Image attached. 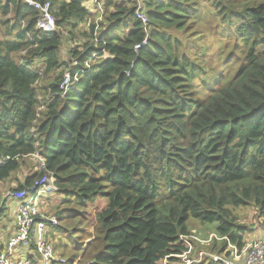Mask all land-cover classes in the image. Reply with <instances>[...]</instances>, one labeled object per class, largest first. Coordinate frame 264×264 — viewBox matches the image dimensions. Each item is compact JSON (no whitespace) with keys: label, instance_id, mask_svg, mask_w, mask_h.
I'll return each instance as SVG.
<instances>
[{"label":"trees","instance_id":"16d2710c","mask_svg":"<svg viewBox=\"0 0 264 264\" xmlns=\"http://www.w3.org/2000/svg\"><path fill=\"white\" fill-rule=\"evenodd\" d=\"M34 1L50 3L53 32L0 0V184L35 157L13 190L53 176L65 264H162L186 251L189 220L239 250L264 242V0H139L145 25L138 0H106L100 16ZM67 70L78 82L64 93ZM2 203L0 252L16 212ZM212 242L194 246L223 253Z\"/></svg>","mask_w":264,"mask_h":264},{"label":"built area","instance_id":"2783aa9c","mask_svg":"<svg viewBox=\"0 0 264 264\" xmlns=\"http://www.w3.org/2000/svg\"><path fill=\"white\" fill-rule=\"evenodd\" d=\"M28 7L38 12L39 18L36 30L41 33H51L55 30V20L50 12L49 2H36L23 0ZM81 1V0H80ZM99 1V0H98ZM96 4V0L93 1ZM91 12L89 9H87ZM136 17L145 25L147 19L142 13V7L137 1ZM145 42L141 46H144ZM140 46H135V50ZM76 62L71 63V68L76 67ZM69 66V67H70ZM78 82V75L67 70L63 74L60 89L64 93L73 88ZM57 193L52 175H45L36 179L26 189L7 192L6 199L15 204V230L11 238L0 252V264H65V260L55 256V250L50 240V232L58 227V221L54 215H41L39 205L42 198ZM213 240L226 241L227 245L220 255L209 251L197 249L194 244L208 245ZM180 241L186 246V251L181 255L165 257L178 258L181 264H264V242L252 241L243 249L229 244L226 238H218L211 234L207 240L200 241L193 235L180 236ZM202 242V243H201Z\"/></svg>","mask_w":264,"mask_h":264},{"label":"rangeland","instance_id":"374dc122","mask_svg":"<svg viewBox=\"0 0 264 264\" xmlns=\"http://www.w3.org/2000/svg\"><path fill=\"white\" fill-rule=\"evenodd\" d=\"M81 1L86 7V9H89L91 11V15L97 14V16L101 15L102 7L106 2V0H101L100 2L96 0V4H94L93 2L94 0H81ZM5 39L8 40L10 39V37H6V28L0 24V41L3 42ZM14 57L17 58L18 56L15 55ZM34 160L36 161V157L35 159L26 161V164L23 165V168H21V170L17 174L13 175L8 181L0 184V206L3 205L2 198L6 197L7 192L15 189L18 184L22 183L24 177L29 172L34 173L40 169L39 167L40 165L38 166V164ZM34 165L35 166L37 165V166L35 168H32L34 167ZM11 204L15 205L14 203H11ZM7 205L9 206L8 203ZM13 205L11 206L14 208ZM58 206H61L60 199H59V196L56 193H54L52 195L45 197L44 199L42 198L41 204L39 205V210H40L39 213L41 215H55V213L57 212ZM12 207L5 206L4 207L5 210L2 213L5 216L9 217L10 213L12 212V209H11ZM60 208L62 209L63 207H60ZM240 214L244 216V215H248V212L244 211V212H240ZM2 222L3 223H0V236L1 235L5 236L6 233L8 232V219L7 218L5 220L3 219ZM187 228L189 231V235L195 236L200 241L207 240L211 234H214L213 226L201 227L196 221H193V220H189L187 222ZM259 238H260L259 235H255L253 233L251 235H248L247 245L252 241L259 240ZM212 243L208 245H204V246L212 245ZM218 243L221 244V242H218ZM203 249H206V248H203ZM55 253H56L55 254L56 257L64 259V260H66V257L68 255V254L64 255L60 250L59 251L56 250ZM181 263L182 262H180V264ZM162 264H167L165 259H163Z\"/></svg>","mask_w":264,"mask_h":264},{"label":"crops","instance_id":"0c3cea01","mask_svg":"<svg viewBox=\"0 0 264 264\" xmlns=\"http://www.w3.org/2000/svg\"><path fill=\"white\" fill-rule=\"evenodd\" d=\"M206 248V247H205Z\"/></svg>","mask_w":264,"mask_h":264}]
</instances>
